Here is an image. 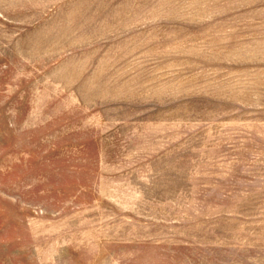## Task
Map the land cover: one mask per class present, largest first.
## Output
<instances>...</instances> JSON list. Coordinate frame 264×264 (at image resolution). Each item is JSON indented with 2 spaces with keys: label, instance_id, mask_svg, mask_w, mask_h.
I'll return each mask as SVG.
<instances>
[{
  "label": "rangeland",
  "instance_id": "1",
  "mask_svg": "<svg viewBox=\"0 0 264 264\" xmlns=\"http://www.w3.org/2000/svg\"><path fill=\"white\" fill-rule=\"evenodd\" d=\"M0 264H264V0H0Z\"/></svg>",
  "mask_w": 264,
  "mask_h": 264
}]
</instances>
